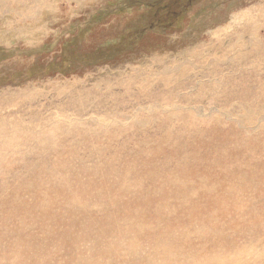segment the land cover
<instances>
[{"label":"rangeland","instance_id":"rangeland-1","mask_svg":"<svg viewBox=\"0 0 264 264\" xmlns=\"http://www.w3.org/2000/svg\"><path fill=\"white\" fill-rule=\"evenodd\" d=\"M103 205L81 243L69 216ZM154 243L264 264V0H0V264Z\"/></svg>","mask_w":264,"mask_h":264},{"label":"bare ground","instance_id":"bare-ground-1","mask_svg":"<svg viewBox=\"0 0 264 264\" xmlns=\"http://www.w3.org/2000/svg\"><path fill=\"white\" fill-rule=\"evenodd\" d=\"M170 151H172V150H170ZM183 178H184V176H183ZM106 196L108 198L114 200L117 203V204H113L114 208H110V209L116 210L117 208L120 207L119 203H120V201H123L121 195H118V194H113V195L112 194H107ZM256 200H260V198L259 199L255 198V201ZM36 206H38L40 209L43 210V204H38L37 205V203H35V207ZM28 207L34 208L33 205H28ZM67 208H68L69 211H72L71 210L72 205L68 204ZM100 208H101L100 211L103 214V218L102 219H97V218L94 217V215L97 214L96 211H90V210L86 211L84 209L79 210V212L77 214H71L69 216V220L71 221V223L74 224V227H72L74 235L77 236L80 239L81 243H85V242H88V241L91 242V240H93V239H95L97 237H101L102 235H105L109 231V230L103 231V230L96 229V226L106 216H108V213H110V209L108 207L103 205ZM37 212L39 213L40 210L37 211ZM137 214H138L137 211L135 213L129 214L130 221H124V223H123L124 229L123 230H130V229H132L134 227V224L139 221L137 219ZM66 218L68 219V215L67 214H66ZM35 219L36 220L37 219L38 220H44V219H46V215H45V213H42V214L36 216ZM145 227L147 229H144L143 232L145 234L143 236L152 235L153 232H155V230H154V228H153L151 223L145 224ZM158 228H161V227H158ZM158 228L156 227L157 232H158ZM109 246H110L109 244H102L100 246H97V247L91 249L90 251L93 254L97 253V255L99 257H110V255H113V253H112L111 249L109 248ZM150 248H151V250L148 253L149 255H148L147 259L149 258V256H153V258L156 261H158L159 263L164 264L166 262L167 264H169V262L167 260V257L164 254L167 251V249L158 248L156 243H154ZM209 251L213 252V249H210ZM181 258H185L187 263L190 262L191 264H241L242 263L241 259H234V260H227V261L218 260V261H215V262H211L210 260L198 259L196 256H194V257H190V256L186 257L185 253L181 256ZM147 259H146V261H147ZM175 260H177V259H175ZM258 260H260V259H258ZM81 262L82 261H80V257H77L75 260H73V262H70L68 264H81ZM146 264H148V262H146Z\"/></svg>","mask_w":264,"mask_h":264}]
</instances>
